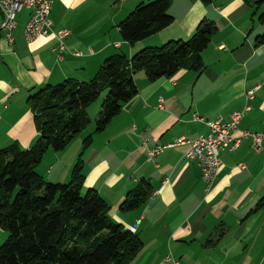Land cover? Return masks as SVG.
<instances>
[{
	"label": "crops",
	"instance_id": "obj_1",
	"mask_svg": "<svg viewBox=\"0 0 264 264\" xmlns=\"http://www.w3.org/2000/svg\"><path fill=\"white\" fill-rule=\"evenodd\" d=\"M148 1L55 0L53 32L31 41L24 32L30 11L18 12L13 42L4 34L0 38V149L35 144L39 131L27 102L32 93L67 78L90 80L112 54L131 57L144 47L188 39L202 19L211 20L218 29L202 52L201 71L181 69L155 81L143 71L136 73L138 93L105 130L94 133L102 95L88 108L89 126L63 150H47L37 171L47 181L69 182L83 141L93 134L83 155V191L96 189L109 203L111 219L139 235L143 245L131 264H173L166 261L168 255L179 264H264V203L252 211L264 197V142L257 149L245 138L236 150L222 152L221 169L209 191L199 160L185 156L187 145L149 158L156 145L208 134L209 126L195 119V113L227 120L249 103L240 131L264 130V43L258 41L264 34L259 18L264 3L256 7L250 0H172L173 22L131 44L118 24L137 4ZM59 29L69 31L62 59L56 50ZM78 50L83 54L73 53ZM257 83L255 97L247 99L246 91ZM142 177L152 184V196L143 206L122 211L127 192Z\"/></svg>",
	"mask_w": 264,
	"mask_h": 264
},
{
	"label": "trees",
	"instance_id": "obj_2",
	"mask_svg": "<svg viewBox=\"0 0 264 264\" xmlns=\"http://www.w3.org/2000/svg\"><path fill=\"white\" fill-rule=\"evenodd\" d=\"M250 1L256 7L264 3ZM171 3L137 4L118 24L123 39L133 44L170 25ZM259 18L264 21V12ZM217 29L204 18L188 39L144 47L131 57L112 54L90 80L67 78L28 97L39 131L35 144L24 149L13 143L0 149V228L8 233L0 245V264H131L143 245L139 235L111 219L110 205L96 189L83 191V155L93 134L84 139L69 182L47 181L37 166L47 150H63L89 126L88 107L102 95L94 133L105 130L123 104L138 93L136 73L143 71L149 81H155L181 69L201 71L202 52ZM258 41L264 43V34ZM153 191L150 181L142 177L127 192L120 209L127 212L143 206ZM263 203L264 197L252 211Z\"/></svg>",
	"mask_w": 264,
	"mask_h": 264
},
{
	"label": "built area",
	"instance_id": "obj_3",
	"mask_svg": "<svg viewBox=\"0 0 264 264\" xmlns=\"http://www.w3.org/2000/svg\"><path fill=\"white\" fill-rule=\"evenodd\" d=\"M55 0H0V38L4 36L8 41L13 42V32L17 26V14L22 9L30 11L29 18L25 24V37L31 41L40 36H47L53 32L51 12ZM69 34L67 29H59L55 32L58 40V58L62 59V53L67 49L65 38ZM75 55H82V51H74ZM260 84H255L246 91L247 99H253ZM163 99L160 98L159 106H163ZM251 105H246L234 111L229 119L222 116L216 119H205L195 113V119L204 121L210 128L208 134H201L195 139L179 137L168 144H159L149 150V158L155 157L158 153L169 147L187 145L185 156L197 158L202 169V179L204 188L209 191L221 169V153L224 151L236 150L242 143L243 139L250 138L255 148L260 149L264 142V130L255 131L244 129L240 131V122ZM243 166V165H241ZM166 261L173 264H179V260L173 255H168Z\"/></svg>",
	"mask_w": 264,
	"mask_h": 264
},
{
	"label": "rangeland",
	"instance_id": "obj_4",
	"mask_svg": "<svg viewBox=\"0 0 264 264\" xmlns=\"http://www.w3.org/2000/svg\"><path fill=\"white\" fill-rule=\"evenodd\" d=\"M99 98H100V97H99ZM97 100H98V99H97ZM97 100H96V101H97ZM94 103H95V102H94ZM88 108H89V107H88ZM152 158H153V157H152ZM152 158H151V159H152ZM0 235H2L1 238H0V245H1V244L4 242V240L7 238L8 233H7L6 231H5V232H1V231H0Z\"/></svg>",
	"mask_w": 264,
	"mask_h": 264
}]
</instances>
